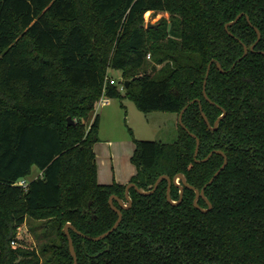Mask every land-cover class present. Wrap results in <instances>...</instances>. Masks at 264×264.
<instances>
[{
	"label": "trees",
	"instance_id": "obj_1",
	"mask_svg": "<svg viewBox=\"0 0 264 264\" xmlns=\"http://www.w3.org/2000/svg\"><path fill=\"white\" fill-rule=\"evenodd\" d=\"M148 11L168 16L148 28ZM109 68L123 89L107 81ZM102 94L176 114L171 142L129 129V182L143 191L178 173L201 189L224 156L201 160L226 155L205 188L211 209L187 186L169 202L163 178L149 194L131 187L128 208L114 200L119 225L91 238L118 218L111 195L127 204L126 184L97 180ZM187 104L186 129L178 116ZM200 105L212 126L225 110L215 130ZM170 196L179 200L177 185ZM28 218L40 220L30 226L35 244L18 234ZM67 222L81 232L69 229L78 264H264V0H0V264H73Z\"/></svg>",
	"mask_w": 264,
	"mask_h": 264
},
{
	"label": "rangeland",
	"instance_id": "obj_2",
	"mask_svg": "<svg viewBox=\"0 0 264 264\" xmlns=\"http://www.w3.org/2000/svg\"><path fill=\"white\" fill-rule=\"evenodd\" d=\"M162 16H168L166 12H158L156 14L151 13H145L144 18L145 22L151 21L152 23H156ZM112 77L115 80H122L121 71L119 70H113L112 68L108 69L107 77ZM105 97L103 94L99 98L98 101L94 103L93 111L94 114L97 111L100 110H106L105 108H101L100 102L102 98ZM123 103L124 106L120 107V103ZM114 109L115 116L107 119L104 118L103 125L104 130L109 131L113 127L114 132H119L121 134H125L127 136L128 141L127 142H121L118 143V145H115L111 148L113 156L110 157L106 154L108 150L105 146V149L103 150L102 156L99 159L100 165H102V170L105 171V176L108 179H111L110 181H114L115 174L122 175L124 178L126 175H128L129 170H126V166H129V163L132 164L130 156L133 155L135 144L132 139L134 136L137 139H146V140H163L167 142L174 141L177 137V133H174V131H170L166 125L164 124V121H161L160 119L157 121L156 117L157 114H160L162 117L164 113H154L151 114L143 112L139 110L135 103L128 99H120V98H112L109 109ZM116 110H119L116 111ZM176 116V114H175ZM72 118V117H71ZM175 118V117H174ZM174 119L171 120V122ZM129 129L132 130L133 136H131ZM173 133V134H172ZM120 134V135H121ZM119 135V136H120ZM37 170V169H36ZM35 170V171H36ZM36 174V173H35ZM107 178H103L104 181H107ZM39 219H30L28 218V222H25L18 230V234L20 237L21 242L24 244H35L36 241L33 238V234L30 231V226L32 223H38Z\"/></svg>",
	"mask_w": 264,
	"mask_h": 264
},
{
	"label": "water",
	"instance_id": "obj_3",
	"mask_svg": "<svg viewBox=\"0 0 264 264\" xmlns=\"http://www.w3.org/2000/svg\"><path fill=\"white\" fill-rule=\"evenodd\" d=\"M240 16H241V14L237 16L236 20H237ZM236 20H234V21H232V22H230V23L232 24V23H234ZM227 26H228V25H226V28H227ZM146 27H148V28H149V27H157V24L152 23L151 21H148V22L146 23ZM259 38H260V32L258 31V39H259ZM257 41H258V40H257ZM257 41H256V42H257ZM256 42L250 46V48H249L250 50H253V49H254V46H255ZM247 52H248V47H247V46H244V53H243V55H242L241 58H243V57L247 54ZM241 58H240V59H241ZM212 63H213V60L208 64V68H207V72H206V77H205L204 85H203V93H204V96H205V98H206L207 100H209V101H211V100L209 99V97H208V95H207V93H206V82H207V78H208L209 71H210V68H211V64H212ZM216 64H217V67H218L222 72H224V70L222 69L220 63H219V62H216ZM126 83H127V82H126ZM196 101L200 103V100H199V99H193V100L191 101V103L196 102ZM188 105H189V104L185 105V106L182 108V110L180 111L179 116H178V122H179V124H180L182 127H184V128H186V126H185L184 123H183L182 117H183V113L185 112V110H186V108L188 107ZM200 109H201V114H202V116H203L205 122L207 123L208 127H209L211 130H215V129L218 127V124H219L220 120L223 118V116H224L225 113H226L225 110L223 109V113H222V115H221L219 118H217V120L214 122V125L212 126V125L210 124V122H209V120H208V118H207L205 112L202 110V106H201V105H200ZM67 119H68V125H70V124H74V121L72 120L71 116H68ZM186 129H187V128H186ZM190 134H191L192 136H195L193 133H190ZM198 150H199V139L197 138V139H196V148H195V153H194V156H195V157H196L197 154H198ZM214 152L221 153V154L224 156V162H223V164L221 165V167L215 172V174L212 176V178H211V179H210V180H209V181H208V182H207V183H206L201 189L194 188L192 185H190L189 183H187L186 178H185V176H184L183 173H178L173 179L170 178L168 175H161V176L157 179V181L155 182L154 187H153L151 190H149V191H143V190L139 189L138 186H137L135 183H132V182H129L128 184H126V188H125L124 196H125V200H126L127 204L124 202L123 199H121V198L118 197L117 195H111L110 198H109V204H110L111 208H112V209L118 214V218H117V220L115 221V223L113 224V226H112L109 230H107L106 232H104V233H102V234H100V235H98V236L91 237V238H92V239H95V240L102 239V238H104L105 236L109 235L112 231H114V230L117 228V226L119 225V223H120V221H121V219H122V211H121L120 207H122V208H128V207H130L131 204H132V200H131V197H130V194H129V191H130V188H131V187L135 188V190H137L138 192L145 193V194H149V193L154 192V190L156 189L158 183H159L163 178L167 179V183H168V184H167V200H168L169 202H171V203H173V204H177V203L181 202V201H182V198H183L184 186H187V187H192V188L195 190V200H194V204H195L196 206H198L197 201H198L199 197H203V198L206 200L207 204H208V208L203 209V210H204V211H207V210L211 209L212 204H211V202L207 199V197H206V195H205V188L207 187L208 184H211V183L213 182L214 178L220 173V171H221L222 169L225 168V166L227 165V162H228L226 155H225L222 151H220V150H216V149L212 150V151H211V152H210L205 158H203L201 161H207V160L209 159V157H210ZM196 160H197V161H200V160H198V159H196ZM180 180L182 181L183 184L180 183ZM172 184L177 185V186L179 187V189H180V198H179V200H177V201L172 200V198H171V196H170V190H171ZM114 200H117V201H118L120 207H117V206L114 204ZM69 229L75 230L76 232H79V233H81V232H80L79 230H77V228H76L72 223H70V222H67V223L65 224V226H64V231H65V233H66V235H67V237H68L69 249H70L71 255L73 256V264H78L77 254H76V251H75V248H74V245H73V240H72V237H71V235H70ZM100 253H102V252H100ZM100 253L96 254L95 256L100 255Z\"/></svg>",
	"mask_w": 264,
	"mask_h": 264
},
{
	"label": "crops",
	"instance_id": "obj_4",
	"mask_svg": "<svg viewBox=\"0 0 264 264\" xmlns=\"http://www.w3.org/2000/svg\"><path fill=\"white\" fill-rule=\"evenodd\" d=\"M148 12L151 13L152 11H148ZM118 81H120V79ZM111 100H112V98L110 99V102H111ZM109 105H110V103L108 105L100 106L101 108H103V109L105 108L106 110H100V111L96 112V113H99V116H100V121H99L100 124H99V132H98L99 140L97 142H95L94 146H93V150L95 152L96 162H97V180L101 184H111L113 182H118L120 184H128L131 177L136 173V167L133 163L132 164L129 163V166L128 165L126 166V170H129L128 175H126L123 178L122 177L123 174L118 175L116 173L114 181H110L111 179H108L105 176V171L104 170L101 171L102 165H100V163H99V159L102 156L101 152H103V150L105 149V146L107 147L106 150H108L106 152V154L109 155L110 157H112L113 153H112L111 148L115 145H118V143L128 141V138H127V136H125L124 133L121 134V133L116 132V131L114 132L113 127L109 131L104 130V125H103L104 118L109 119V118L115 116L114 109L113 108L109 109ZM123 106H124V104L121 102L119 108L123 107ZM116 111L119 112V110H116ZM152 112L164 113L163 114V115H165L164 117H162L160 114H157L158 116L156 117V120L158 121L160 119L161 121H164V124L166 125V127L170 131H172V132L174 131V133H175L176 125H177L176 124L177 123V117L175 116L174 113L161 112V111H152ZM152 112H148V114L149 113L151 114ZM172 119H174V120L171 122ZM130 158H131V156H130ZM40 174H41V172L39 170H36V171L34 170V172L27 179L30 180L32 178L39 176ZM104 177L107 178V181L103 180Z\"/></svg>",
	"mask_w": 264,
	"mask_h": 264
},
{
	"label": "built area",
	"instance_id": "obj_5",
	"mask_svg": "<svg viewBox=\"0 0 264 264\" xmlns=\"http://www.w3.org/2000/svg\"><path fill=\"white\" fill-rule=\"evenodd\" d=\"M107 81H109L110 84L118 83V84H120V88L123 89V85H121L122 84L121 81H117L112 77H108ZM104 96L105 97H103L101 102H100V105H102V106L108 105L110 103V99H111V98L107 97L106 95H104ZM28 182H29V179H27V178L21 179L18 181V185H21V186L27 188ZM12 244H15V241H12Z\"/></svg>",
	"mask_w": 264,
	"mask_h": 264
},
{
	"label": "bare ground",
	"instance_id": "obj_6",
	"mask_svg": "<svg viewBox=\"0 0 264 264\" xmlns=\"http://www.w3.org/2000/svg\"><path fill=\"white\" fill-rule=\"evenodd\" d=\"M147 13H149V12H147Z\"/></svg>",
	"mask_w": 264,
	"mask_h": 264
}]
</instances>
